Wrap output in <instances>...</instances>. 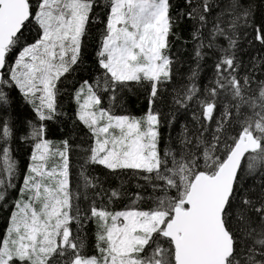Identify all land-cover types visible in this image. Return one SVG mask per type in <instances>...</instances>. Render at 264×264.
Listing matches in <instances>:
<instances>
[{
  "label": "snow or ice",
  "instance_id": "6c2138e0",
  "mask_svg": "<svg viewBox=\"0 0 264 264\" xmlns=\"http://www.w3.org/2000/svg\"><path fill=\"white\" fill-rule=\"evenodd\" d=\"M0 228V264H264V0H0Z\"/></svg>",
  "mask_w": 264,
  "mask_h": 264
},
{
  "label": "trees",
  "instance_id": "16d2710c",
  "mask_svg": "<svg viewBox=\"0 0 264 264\" xmlns=\"http://www.w3.org/2000/svg\"><path fill=\"white\" fill-rule=\"evenodd\" d=\"M132 107H133V110H137V111H138V107H137L134 103H133ZM19 111H20V112H23L24 109L21 108ZM0 230H2V228H0Z\"/></svg>",
  "mask_w": 264,
  "mask_h": 264
}]
</instances>
